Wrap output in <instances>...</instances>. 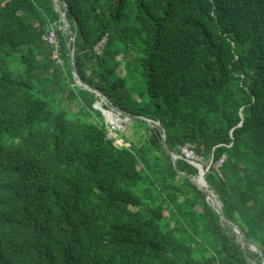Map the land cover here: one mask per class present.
Returning <instances> with one entry per match:
<instances>
[{
  "label": "trees",
  "instance_id": "16d2710c",
  "mask_svg": "<svg viewBox=\"0 0 264 264\" xmlns=\"http://www.w3.org/2000/svg\"><path fill=\"white\" fill-rule=\"evenodd\" d=\"M60 1L70 32L53 0H0V264H259L158 130L114 144L69 50L74 22L83 83L169 152L224 156L204 180L264 258V0Z\"/></svg>",
  "mask_w": 264,
  "mask_h": 264
},
{
  "label": "water",
  "instance_id": "95a60500",
  "mask_svg": "<svg viewBox=\"0 0 264 264\" xmlns=\"http://www.w3.org/2000/svg\"><path fill=\"white\" fill-rule=\"evenodd\" d=\"M53 2H54V4L57 5V7L59 9L58 14L60 16V20L62 22L63 28L70 32V24L66 18V10H67L66 5L63 2H61L60 0H53ZM73 28H74V30L72 32V36L70 39L71 47L69 50V57H70V66H71L75 85L77 87L83 89V90H86V91H89V92L95 94V96L97 97L98 100L93 104V107L96 110H98L103 116H105L104 112H110L114 117L121 116L123 118H130V119L137 118L139 120L144 121L151 128L158 130V132H160V134H161V145H162V147L164 148L167 155L171 158L173 165H176V161L179 159L175 154L168 151L166 144H165V131L159 125L158 122L144 118V117H135V116H132V115H130L124 111H121L120 109L116 108L110 101H108V99L103 94H101L100 92L90 88L88 85H86L85 83H83L80 80L79 76L76 73V68H75V63H74V47H75V41H76V29L74 27V22H73ZM102 106H104L106 109L102 108ZM193 166H194V168L197 169L198 174L195 178H189L190 182H192L196 186L197 190H199L200 192H202L204 194L207 204L214 211H216L217 214L220 215L221 219L232 230L233 234L236 237L237 242L240 243L242 248H245V249L251 251L252 253L257 254V256L259 257V261H260L259 264H264V258H263V255H262L260 249L256 245L246 241L244 239L242 233L240 232V230L236 226H234L232 223H229L224 218L223 213H222V206H221L220 202L217 200V198L213 194V192L208 190V186L204 180V174L205 173H204L202 167L200 165H193ZM178 174L183 178H187L186 175H184L183 173L179 172Z\"/></svg>",
  "mask_w": 264,
  "mask_h": 264
},
{
  "label": "built area",
  "instance_id": "2783aa9c",
  "mask_svg": "<svg viewBox=\"0 0 264 264\" xmlns=\"http://www.w3.org/2000/svg\"><path fill=\"white\" fill-rule=\"evenodd\" d=\"M47 30H48V33L43 36V41L53 47L52 58L56 60V62L59 65H61L62 59L60 58L59 45H58L55 31L53 30V26H49ZM104 45H105V39L101 40L96 46H94V51L97 55L101 54L102 49L104 48ZM116 118L119 120V122H115V121L108 122V128H107L108 136L109 138L114 140V144L116 146H126L125 142L118 136V133H117V131H119L120 133H123L124 131V128L120 126V122H122L123 119L119 116ZM175 155L178 157L179 160H183L192 166L200 165L204 173H207L211 167L215 171H217L218 168L221 166L222 162L224 161V156L218 162H213V158L212 156H210L209 160L206 162V160L203 157L197 155L187 145L179 147L178 153H176Z\"/></svg>",
  "mask_w": 264,
  "mask_h": 264
},
{
  "label": "rangeland",
  "instance_id": "374dc122",
  "mask_svg": "<svg viewBox=\"0 0 264 264\" xmlns=\"http://www.w3.org/2000/svg\"><path fill=\"white\" fill-rule=\"evenodd\" d=\"M55 9L59 11L57 5L55 6ZM133 71H134V67H132V72ZM124 72H121V74H124ZM136 77H137V73L134 72L132 74V81L128 82V84H130V85L134 84ZM134 85H136L138 89L144 88L139 83L134 84ZM127 88H128V85H126L125 88L122 90L118 89L119 92H117V93L123 97V100L125 102L129 103V105L132 106V105H134L135 101H138V97L135 95H131V93H126L128 90ZM100 115L101 116L98 118V116L95 112L91 113V116L94 119V121L100 122L102 120L104 125L108 126L109 121L101 113H100ZM109 116H111V115H109ZM109 116H107V118L112 119ZM120 126L124 128V131H123V133H120L119 131H117V133L119 134L118 136L120 138H122L123 140H125L127 143L132 142L133 144H137V143L145 140V138H147V136L150 135V132L152 129L148 124L138 123V122H135L134 120H132L130 118H123L122 122H120Z\"/></svg>",
  "mask_w": 264,
  "mask_h": 264
},
{
  "label": "bare ground",
  "instance_id": "6f19581e",
  "mask_svg": "<svg viewBox=\"0 0 264 264\" xmlns=\"http://www.w3.org/2000/svg\"><path fill=\"white\" fill-rule=\"evenodd\" d=\"M104 114H105L106 119H107L108 121H110V122H113V121H115V122H119V120H118L116 117H114L110 112H104ZM109 115H111V116H109ZM107 116L111 117L112 119H108ZM117 125H119V124H117Z\"/></svg>",
  "mask_w": 264,
  "mask_h": 264
},
{
  "label": "clouds",
  "instance_id": "9594fccd",
  "mask_svg": "<svg viewBox=\"0 0 264 264\" xmlns=\"http://www.w3.org/2000/svg\"><path fill=\"white\" fill-rule=\"evenodd\" d=\"M119 117H121V116H119ZM122 119H123V117H121ZM174 154V153H173Z\"/></svg>",
  "mask_w": 264,
  "mask_h": 264
}]
</instances>
